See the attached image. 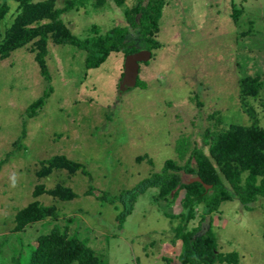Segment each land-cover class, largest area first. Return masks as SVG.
<instances>
[{"label":"rangeland","instance_id":"obj_1","mask_svg":"<svg viewBox=\"0 0 264 264\" xmlns=\"http://www.w3.org/2000/svg\"><path fill=\"white\" fill-rule=\"evenodd\" d=\"M134 3L126 0L129 6ZM57 4L63 7L64 0ZM126 4H89L63 19L85 39L93 26L102 34L125 27ZM9 5L6 23L17 3ZM234 8L242 10L238 23ZM156 38L161 48H151L152 58L140 64L137 86L123 91V52L87 70L84 51L50 43V81L26 48L0 62V264L27 255L31 244L56 223L63 225L65 217L74 220L73 236L108 264H180L184 245L174 230L184 190L176 199L157 201L158 190L149 189L122 229L116 220L122 205L103 203L97 195L115 197L132 190L161 173L170 160L184 166L190 151L204 147L207 129L253 124L242 107L240 80L264 76V0H173L163 11ZM42 97L45 105L28 118V108ZM250 103L264 127V92ZM179 145L189 149L185 160L179 159ZM58 155L82 164L88 174L55 171L39 179L42 162ZM181 174L185 183L197 178ZM38 185L46 190L62 185L78 197L70 202L47 194L35 198ZM90 189L95 195H86ZM33 202L56 207L60 221L14 233L16 215ZM249 207L237 200L224 202L214 215L212 232L219 252H237L240 264H264V199Z\"/></svg>","mask_w":264,"mask_h":264},{"label":"trees","instance_id":"obj_2","mask_svg":"<svg viewBox=\"0 0 264 264\" xmlns=\"http://www.w3.org/2000/svg\"><path fill=\"white\" fill-rule=\"evenodd\" d=\"M11 1L17 3L16 12L6 23ZM92 1L64 0V6L59 7V0H0V62L9 58L12 52L26 48L35 54L43 78L50 81L47 67L50 43L73 46L84 51L87 70L100 68L113 53L123 52L126 57L139 51L161 48L156 36L160 31L163 11L173 0H134L135 3L130 6L126 0ZM106 1L115 2L119 7L127 5L123 11L127 25L115 27L104 34L98 26H93L85 39L74 35L63 19L64 14L86 10L89 4L93 8H100ZM241 13L242 10L234 8L233 18L236 23ZM144 86L145 83L141 81L140 87ZM262 92L264 76L243 77L240 80V98L244 111L253 121L252 125H232L226 130L207 129L204 147H195L190 151L184 166L170 160L161 173L142 181L132 190L115 197L105 192L97 195L103 203L122 205V211L116 219L119 228L124 227L139 196L149 189L158 190L154 197L157 201L176 199L184 190L182 211L176 216L181 220L174 230L175 238L182 240L184 245V251L179 257L180 264H240L237 252H219L212 229L214 215L220 212L224 202L237 200L250 209L252 203L264 199V127L260 125L250 103V99L257 100ZM44 105L45 97L34 102L28 108V118L37 116ZM179 147V159L185 160L189 149L181 145ZM207 147L208 153L204 151ZM142 160V157L138 158V162ZM42 166L37 173L39 179L55 171H66L69 175L79 172L88 174L82 164L64 155L43 161ZM182 172L200 178L202 182L185 183ZM204 185L212 188L207 191ZM44 194L62 202H70L78 197L71 188L62 185L50 190L38 185L33 193L35 198ZM86 195H95L94 189H90ZM207 216L212 217L210 230L205 236L194 238ZM47 220L60 221L56 207L33 202L16 215L13 232H23L26 227ZM61 220L63 225L56 223L53 230L39 236L35 245L31 244L27 255H15L11 264H108L87 243L73 236V218L65 217ZM197 220V225H194Z\"/></svg>","mask_w":264,"mask_h":264},{"label":"water","instance_id":"obj_3","mask_svg":"<svg viewBox=\"0 0 264 264\" xmlns=\"http://www.w3.org/2000/svg\"><path fill=\"white\" fill-rule=\"evenodd\" d=\"M152 58V52L149 50L139 51L137 53L128 55L125 59L124 66V76L122 82L120 83V89L123 91L124 89L128 90L130 88H134L137 86L139 79V71L140 64L143 62H147ZM193 182H202L200 178H196L191 180ZM206 190H210L212 187L204 185ZM211 216H207L205 221L201 225V230L196 234L194 238L203 237L207 234L211 227Z\"/></svg>","mask_w":264,"mask_h":264},{"label":"flooded vegetation","instance_id":"obj_4","mask_svg":"<svg viewBox=\"0 0 264 264\" xmlns=\"http://www.w3.org/2000/svg\"><path fill=\"white\" fill-rule=\"evenodd\" d=\"M127 57V56H126ZM122 82V81H121Z\"/></svg>","mask_w":264,"mask_h":264},{"label":"clouds","instance_id":"obj_5","mask_svg":"<svg viewBox=\"0 0 264 264\" xmlns=\"http://www.w3.org/2000/svg\"><path fill=\"white\" fill-rule=\"evenodd\" d=\"M14 179V178H13Z\"/></svg>","mask_w":264,"mask_h":264}]
</instances>
